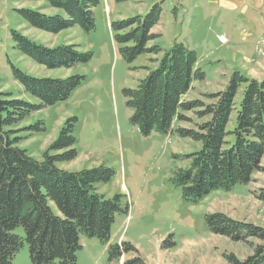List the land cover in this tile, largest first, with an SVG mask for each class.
Wrapping results in <instances>:
<instances>
[{
  "label": "rangeland",
  "instance_id": "1",
  "mask_svg": "<svg viewBox=\"0 0 264 264\" xmlns=\"http://www.w3.org/2000/svg\"><path fill=\"white\" fill-rule=\"evenodd\" d=\"M260 1L261 6H255L254 0L238 6V0H102L93 9L91 31L72 27L53 34L33 27L22 14H61L46 0H0L1 93L39 104L24 92L15 70L41 79L83 77L66 100L33 112L17 125L22 130L19 146L41 161L66 124L73 125L76 158L58 167L66 172L102 167L108 179L95 184L97 193L105 199L120 197L121 210L113 216L109 241L123 245L125 251L111 260L108 246L80 234L77 264H232L227 256L237 260L252 256L260 241L246 238L237 242L216 235L208 227L207 215L220 214L264 229V203L257 199L264 189V172L254 173L250 183L230 190L216 189L196 201L186 199L172 178L177 169L187 166L184 157L197 151L200 144L181 138L177 129L197 131L202 121L196 111L185 112V120L175 121L171 133L153 131L146 136L131 124L124 91L135 89L160 55L144 54L127 63L111 25L158 7L160 19L151 31L155 39L148 47L155 45L163 53L182 44L195 53L205 78L193 83L183 100L208 104L205 96L224 90L235 68L244 66L241 60L255 54L259 58L255 66L241 73L252 79L264 74V56L254 52L257 39L264 36V0ZM14 34L48 49L73 47L91 58L69 68H49L22 53ZM219 34L227 36L228 46L220 44ZM231 118L233 121L234 114ZM35 125L42 131L27 129ZM261 166L264 168V157ZM13 233L24 237L22 227ZM13 262L32 264L26 243Z\"/></svg>",
  "mask_w": 264,
  "mask_h": 264
},
{
  "label": "trees",
  "instance_id": "2",
  "mask_svg": "<svg viewBox=\"0 0 264 264\" xmlns=\"http://www.w3.org/2000/svg\"><path fill=\"white\" fill-rule=\"evenodd\" d=\"M46 1L61 14L52 17L33 11L22 14L33 27L53 34L72 27L91 31L93 9L102 2ZM159 19L160 9L155 7L144 16L111 25L127 63L144 54L160 55L153 61L154 69H147V75L137 87L124 91L132 112L131 124L145 136L153 131L169 134L175 121L185 120L183 113L196 111L197 119L202 121L197 124L198 130L183 128L177 129V133L200 144V148L184 157L187 166L177 169L172 178L188 200L196 201L216 189L230 190L250 183L254 173L264 172L261 166L264 78L252 79L233 71L224 90L205 96L208 104L199 100L184 102L192 84L203 81L205 74L197 67L195 53L182 44H175L163 53L155 45L148 47L155 39L151 31ZM14 35L22 53L49 68H69L91 58L73 47L48 49ZM15 79L39 104L12 99L0 92V264H14L15 255L25 243L32 264H77L80 234L96 238L104 245L109 243L113 216L121 210L120 197L105 199L97 193L95 184L108 179V172L102 167L78 172H66L58 167L76 158L73 125L66 124L41 161L19 146L22 130L17 125L33 112L66 100L83 77L41 79L15 70ZM27 129L42 131L39 125ZM257 199L264 203V189L259 191ZM207 223L212 233L232 241H246V238L260 241L252 256L245 260L227 256L229 262L264 264V229L220 214L207 215ZM17 227L23 228V238L13 233ZM108 251L113 260L125 250L123 245L109 244Z\"/></svg>",
  "mask_w": 264,
  "mask_h": 264
},
{
  "label": "crops",
  "instance_id": "3",
  "mask_svg": "<svg viewBox=\"0 0 264 264\" xmlns=\"http://www.w3.org/2000/svg\"><path fill=\"white\" fill-rule=\"evenodd\" d=\"M255 1V3H254V5L255 6H258V5H262V1H260L259 3L257 2V0H254ZM244 3H245V0H238V6H244ZM238 6H235V8L236 7H238ZM219 35H222V36H224L225 37V39H226V43H224V44H222V45H224V46H228L229 44H230V42H229V40H228V38H227V36L225 35V34H219ZM264 35V34H263ZM262 36V35H261ZM221 44V43H220ZM259 60V58L257 57V56H255V54H253V56H251L249 59H244V60H241V62L242 61H245L244 63L242 62V65H244V66H240V68H235V70L234 71H239V72H243L244 70L243 69H249V67H251L252 68V66H255V60ZM262 61V60H261ZM250 64H249V63ZM261 64L260 63V61L259 62H257L256 61V64ZM244 67V68H243ZM262 78H264V74L260 77V78H253V79H262Z\"/></svg>",
  "mask_w": 264,
  "mask_h": 264
},
{
  "label": "built area",
  "instance_id": "4",
  "mask_svg": "<svg viewBox=\"0 0 264 264\" xmlns=\"http://www.w3.org/2000/svg\"><path fill=\"white\" fill-rule=\"evenodd\" d=\"M219 40L221 42H224V38L223 37H219ZM264 44V36L260 37L255 45V52L259 55L261 54L262 56H264V48L262 47V45Z\"/></svg>",
  "mask_w": 264,
  "mask_h": 264
}]
</instances>
